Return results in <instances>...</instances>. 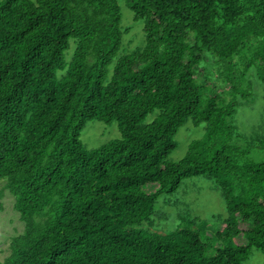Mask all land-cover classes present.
<instances>
[{
    "label": "trees",
    "instance_id": "16d2710c",
    "mask_svg": "<svg viewBox=\"0 0 264 264\" xmlns=\"http://www.w3.org/2000/svg\"><path fill=\"white\" fill-rule=\"evenodd\" d=\"M125 1L145 44L121 55L118 0H0V199L13 197L23 223L0 264H243L252 249L264 254V138L232 125L239 74L264 68V0ZM217 81L229 89L218 93ZM189 118L205 132L167 164ZM93 119L117 121L121 137L87 150L80 133ZM194 176L224 200L219 226L191 217L152 231L155 201Z\"/></svg>",
    "mask_w": 264,
    "mask_h": 264
},
{
    "label": "rangeland",
    "instance_id": "374dc122",
    "mask_svg": "<svg viewBox=\"0 0 264 264\" xmlns=\"http://www.w3.org/2000/svg\"><path fill=\"white\" fill-rule=\"evenodd\" d=\"M118 3L122 14L121 27L123 30L120 54H131L145 44L144 23L143 20L134 21L133 13L129 10L125 0H118ZM74 50L75 44L71 41V47L66 54L67 60L72 58ZM206 68L201 67L200 72L205 71ZM208 69L212 70L209 66ZM241 69L239 67V72L242 71ZM262 70L264 68L259 66L257 69H250L242 76L241 73L239 74L241 77L240 92L237 95L238 98L234 99L236 105L232 125L236 132L248 141L264 138V72ZM217 85L222 84L217 81ZM228 89L222 86L216 91L223 93ZM227 98L230 99V96L227 95ZM157 114L158 111L149 114L145 122H151ZM205 127L204 123L196 126L191 118L187 119L174 136L176 148L168 156L167 164L181 160L191 144L203 136ZM120 137L117 121L106 123L98 119L89 121L80 133V141L87 150L99 148ZM261 151L256 154L257 158L264 157V152ZM0 203L2 205L0 210V261H3L9 253L11 238L22 232L23 223L19 219V214L14 210V199L8 192L4 193ZM226 215L224 200L214 183L206 177L194 176L184 179L175 191L163 194L155 201L149 222L152 231L169 234L176 230L183 219L198 218L208 222L212 227V225L219 226L217 218H224ZM243 229L244 226L240 222L233 227L237 235H240ZM234 241L239 243L236 238ZM243 264H264V254L257 249H252L249 258Z\"/></svg>",
    "mask_w": 264,
    "mask_h": 264
}]
</instances>
